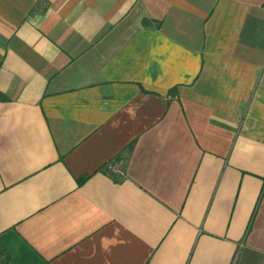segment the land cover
<instances>
[{"label": "crops", "instance_id": "1", "mask_svg": "<svg viewBox=\"0 0 264 264\" xmlns=\"http://www.w3.org/2000/svg\"><path fill=\"white\" fill-rule=\"evenodd\" d=\"M0 264H264V0H0Z\"/></svg>", "mask_w": 264, "mask_h": 264}, {"label": "built area", "instance_id": "2", "mask_svg": "<svg viewBox=\"0 0 264 264\" xmlns=\"http://www.w3.org/2000/svg\"><path fill=\"white\" fill-rule=\"evenodd\" d=\"M109 168H113V166H109ZM113 170L116 171V172H118V173H121V174L123 173L122 170L119 169V168L116 169V168L114 167Z\"/></svg>", "mask_w": 264, "mask_h": 264}, {"label": "trees", "instance_id": "3", "mask_svg": "<svg viewBox=\"0 0 264 264\" xmlns=\"http://www.w3.org/2000/svg\"><path fill=\"white\" fill-rule=\"evenodd\" d=\"M2 97V96H1Z\"/></svg>", "mask_w": 264, "mask_h": 264}]
</instances>
